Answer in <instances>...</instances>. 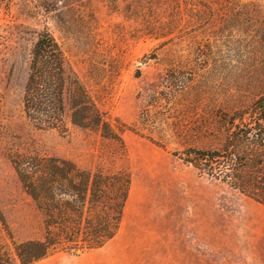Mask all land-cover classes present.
<instances>
[{
	"label": "rangeland",
	"instance_id": "1",
	"mask_svg": "<svg viewBox=\"0 0 264 264\" xmlns=\"http://www.w3.org/2000/svg\"><path fill=\"white\" fill-rule=\"evenodd\" d=\"M44 30L122 142L74 126L69 108L58 126L27 115ZM263 93L264 0H0V245L47 239L36 264H264V205L183 160L198 120ZM28 151L130 175L112 241L45 225L9 158Z\"/></svg>",
	"mask_w": 264,
	"mask_h": 264
},
{
	"label": "trees",
	"instance_id": "2",
	"mask_svg": "<svg viewBox=\"0 0 264 264\" xmlns=\"http://www.w3.org/2000/svg\"><path fill=\"white\" fill-rule=\"evenodd\" d=\"M23 103L27 115L47 127L63 124L69 108L74 126L122 142L123 129L114 128L48 30L32 47ZM189 137L193 144L185 148L183 160L200 177L264 205V93L248 106L198 120ZM9 158L48 228L68 225L95 248L117 236L131 189L127 172L87 170L33 151ZM12 243V248L0 245V264H36L49 255L47 239Z\"/></svg>",
	"mask_w": 264,
	"mask_h": 264
}]
</instances>
